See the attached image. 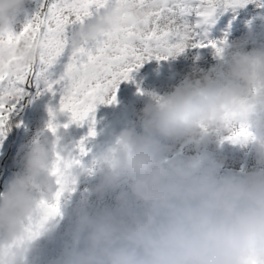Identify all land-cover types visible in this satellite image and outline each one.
I'll list each match as a JSON object with an SVG mask.
<instances>
[{"label":"clouds","instance_id":"obj_1","mask_svg":"<svg viewBox=\"0 0 264 264\" xmlns=\"http://www.w3.org/2000/svg\"><path fill=\"white\" fill-rule=\"evenodd\" d=\"M30 2L0 0V77L44 54L42 38L20 35ZM176 5L109 0L68 43L102 40L111 52L130 36L179 27L166 12ZM211 40L212 65L197 55L168 90L141 91L135 119L103 143L86 146L99 135L94 119L67 146L65 113L53 108L0 191V264H42L49 244L57 251L47 264H264V31L250 24L238 39ZM81 79L73 72L70 83Z\"/></svg>","mask_w":264,"mask_h":264},{"label":"snow or ice","instance_id":"obj_2","mask_svg":"<svg viewBox=\"0 0 264 264\" xmlns=\"http://www.w3.org/2000/svg\"><path fill=\"white\" fill-rule=\"evenodd\" d=\"M108 2L38 0L35 13L28 18L20 35L33 40L42 38L45 51L38 66H30L15 77H0V137L6 134L11 117L18 112L32 86L39 90L43 85V90L53 95L57 90L61 92L59 108L69 114L65 127L73 123H94L97 105L114 103L119 84L131 80V74L145 62L167 60L184 53L188 46L217 47L216 42L209 39V29L215 23L217 13L230 8L234 11L248 0H177L175 8L166 12L181 21L179 27L157 28L130 36L111 52H106L102 40L73 49L68 43L71 29ZM64 56L67 62L63 71L57 73L55 68ZM94 63L95 70L86 72L85 69ZM77 71L82 74L81 83L73 85L70 78ZM49 114H53V108H49ZM89 135H95V132L90 130ZM80 150L85 151L83 144Z\"/></svg>","mask_w":264,"mask_h":264},{"label":"rangeland","instance_id":"obj_3","mask_svg":"<svg viewBox=\"0 0 264 264\" xmlns=\"http://www.w3.org/2000/svg\"><path fill=\"white\" fill-rule=\"evenodd\" d=\"M250 24L254 27L256 32L259 33L264 31V0H251V2H247L243 7H237L234 11L230 8L227 11L218 12L215 23L210 26L209 39H217L224 36L225 34L230 40L238 39L247 33L248 26ZM211 51V47L192 48L186 49L184 53L180 54L175 59L170 57L167 60H161L159 62L156 60L145 62L138 71H134L131 74V80L121 82L119 84L118 90L126 88L127 85L136 88L134 92V114L132 119H135V112L143 106L145 101V97L139 94L141 91L155 90L162 93L163 91L168 90L172 85L178 83L184 74L190 71L197 55L201 57V59L198 61L201 67L206 68L212 65L214 61L212 59ZM52 96L53 98L51 100H46V102L52 103L54 105H51L50 108H54L59 105L61 92L57 90L56 94ZM135 100H137L136 103ZM112 106H115V104H112ZM30 112L31 114L34 112V115H28V122L25 127L26 130L20 136L18 148H16L15 151H12L13 153L10 154V156H14L16 160H19L18 153L20 146L22 144L28 143L39 131V129L45 126L44 123H38V107L33 108ZM35 112H38V116H36ZM47 112H49V108L46 110V113ZM103 117L105 118V116H97L96 119L103 121ZM108 121L109 125L112 126L113 120ZM119 123L120 122L117 121V124ZM103 124L104 121L103 123L101 122L102 126ZM6 134L8 135L7 132ZM101 140V138H98L93 141V144L102 143ZM2 145H4V141L0 143V149H2ZM7 145L9 146V143ZM0 152V169H3L5 166V159L9 153H3V150H0ZM56 251V245L47 250L44 254L42 264H47V260L54 256Z\"/></svg>","mask_w":264,"mask_h":264},{"label":"trees","instance_id":"obj_4","mask_svg":"<svg viewBox=\"0 0 264 264\" xmlns=\"http://www.w3.org/2000/svg\"><path fill=\"white\" fill-rule=\"evenodd\" d=\"M38 6V0H31V2L28 5V18L33 15L37 9ZM21 19L24 20L25 17L22 14ZM67 62V57L64 56L60 59V62L57 64L55 71L57 73L63 71V65ZM124 86V85H122ZM136 88L131 87L127 85L126 88L120 89L116 91V101L111 104H98L96 107V110L94 112V119H95V127L97 132L99 133L98 138H101L102 143L106 141L110 134L114 130H119L120 127H122L129 119H132L133 117V109H134V92ZM39 91V94H38ZM29 95L26 96L19 106L18 112L14 113L13 116L10 119V127L6 131L8 133V136H6V140H14L17 138V134L20 132H24L26 129V124L28 122L27 117L31 114V110L33 108L38 107L39 112V124H46L48 118H49V112L46 113V110L50 108L52 103L46 102V100H51L53 98V94L50 92H46L43 90V85H41L40 89L38 90L35 86H32L28 89ZM137 100H135V103ZM112 104H115V106H112ZM54 106V105H53ZM55 108V107H54ZM38 112H35L36 116H38ZM103 114V115H101ZM34 115V112L31 114ZM98 117H103L104 124L101 125L102 120L96 119ZM43 117V120H42ZM116 119V121H115ZM69 120V114H64L60 117V122L68 123ZM108 120L112 121V126L109 125ZM117 121L120 123L117 124ZM89 122H84L82 125L78 124H69V127L67 129V132L65 134V144L69 147L74 146L82 137L86 136L89 131ZM101 126V127H100ZM41 129V128H40ZM39 129V130H40ZM93 144V141L91 144L86 145L87 147H91ZM18 147V145L14 146L13 149H9V147H1L3 150V153L12 154V151H15V149ZM1 153V152H0ZM11 157V156H10Z\"/></svg>","mask_w":264,"mask_h":264},{"label":"flooded vegetation","instance_id":"obj_5","mask_svg":"<svg viewBox=\"0 0 264 264\" xmlns=\"http://www.w3.org/2000/svg\"><path fill=\"white\" fill-rule=\"evenodd\" d=\"M4 141V139L0 138V143ZM18 168V160L14 158V156L10 155L5 159V166L3 169H0V191H3L5 182L11 177L13 172H15ZM54 247V244H49L45 247L44 254L47 250ZM43 260V259H42Z\"/></svg>","mask_w":264,"mask_h":264}]
</instances>
